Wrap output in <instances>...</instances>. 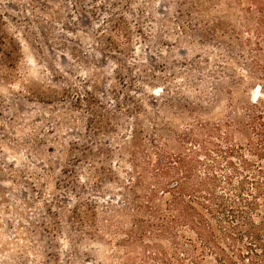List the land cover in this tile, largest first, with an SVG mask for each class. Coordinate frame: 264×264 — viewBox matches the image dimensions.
Listing matches in <instances>:
<instances>
[{
    "label": "rangeland",
    "instance_id": "obj_1",
    "mask_svg": "<svg viewBox=\"0 0 264 264\" xmlns=\"http://www.w3.org/2000/svg\"><path fill=\"white\" fill-rule=\"evenodd\" d=\"M181 2L0 0V264H98L109 252L81 246L71 211L118 192L89 184L88 164L102 161L125 180L115 165L128 158L132 125L147 142L159 132L150 121L180 132L199 115L223 118L228 90L239 103L264 101V82L245 79L214 49L232 38L206 34ZM223 66L243 83L223 78ZM93 101L111 114L106 135L90 132ZM138 105L149 116L127 113ZM180 111L193 114L181 122ZM84 147L97 158L86 161Z\"/></svg>",
    "mask_w": 264,
    "mask_h": 264
},
{
    "label": "trees",
    "instance_id": "obj_2",
    "mask_svg": "<svg viewBox=\"0 0 264 264\" xmlns=\"http://www.w3.org/2000/svg\"><path fill=\"white\" fill-rule=\"evenodd\" d=\"M181 4L183 15L203 24L206 34L232 38L226 49L212 46L223 63L243 70L247 80L264 82V0ZM228 48L237 49L238 58L225 53ZM222 70L223 78L243 83L231 68ZM227 94L228 110L218 113L223 118L199 115L180 132H165L150 121L159 132L147 142L143 129L132 125L128 158L115 165L125 180L102 161L88 164L89 184L118 192L103 198L101 206L86 198L71 211L81 246L97 244L109 252L98 264H264V101L239 103V92ZM99 106L93 101L88 111L90 132L97 136L112 129L111 114L99 112ZM180 112L181 122L193 114ZM127 113L136 118L146 114L139 105ZM84 149L86 161L97 158ZM101 154L110 156L106 150ZM75 173L65 172L71 178Z\"/></svg>",
    "mask_w": 264,
    "mask_h": 264
}]
</instances>
